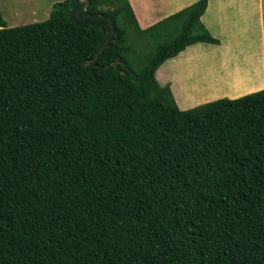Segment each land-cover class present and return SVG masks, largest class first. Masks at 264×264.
I'll use <instances>...</instances> for the list:
<instances>
[{
	"label": "trees",
	"instance_id": "obj_1",
	"mask_svg": "<svg viewBox=\"0 0 264 264\" xmlns=\"http://www.w3.org/2000/svg\"><path fill=\"white\" fill-rule=\"evenodd\" d=\"M66 2L17 27L0 12V264H264V90L182 111L155 78L220 44L207 0L144 30L128 0H89L115 29L99 55Z\"/></svg>",
	"mask_w": 264,
	"mask_h": 264
},
{
	"label": "crops",
	"instance_id": "obj_2",
	"mask_svg": "<svg viewBox=\"0 0 264 264\" xmlns=\"http://www.w3.org/2000/svg\"><path fill=\"white\" fill-rule=\"evenodd\" d=\"M198 1L128 0L137 25L142 30ZM201 22L210 34L220 41V44L197 43L188 46L174 58L166 60L155 73V78L161 87L169 86L177 107L183 111L221 99V97L235 99L264 90V70L259 71L260 75L254 76L253 79L248 80L246 77L241 80L242 83L233 81L231 84H226L227 88L230 87L226 95H206L196 100L193 95L187 94L183 87L184 79H188V74L190 78H193L192 75L199 70L201 77L203 74L206 77L208 71L210 74L209 67H204L201 63L194 64L193 61L216 54L220 47L227 50H231L232 47V50H237L239 45L249 48L253 42H260L264 47V0H207V8L201 16ZM184 61L186 63H183ZM189 63L195 67L189 69ZM224 65H226L224 69L228 70L230 65L227 63ZM242 72L244 71H241L239 76H242ZM253 72V69L248 71L249 77L251 74L254 75Z\"/></svg>",
	"mask_w": 264,
	"mask_h": 264
},
{
	"label": "rangeland",
	"instance_id": "obj_3",
	"mask_svg": "<svg viewBox=\"0 0 264 264\" xmlns=\"http://www.w3.org/2000/svg\"><path fill=\"white\" fill-rule=\"evenodd\" d=\"M64 1L66 0H0V12L7 27H17L47 20L54 5ZM112 7L109 2L99 6L103 10ZM127 30L126 43L132 44L136 54L147 53L155 48L149 37H139L134 28ZM212 58L213 60H210ZM193 62L209 67L211 72L209 74L208 71L206 77L204 74L201 77L200 70L192 75L193 78H190L191 76L188 74V79H184L183 82L185 92L193 95L196 100L206 95H226L230 90V87L227 88L226 84H231L233 81L242 83L241 80L246 77L248 80L249 78L253 79L254 76L260 75L259 71L264 70V47L261 46L260 42H253L249 48L239 45L237 50H232V47L231 50L221 49L220 47L216 54L208 55ZM183 63H186V61ZM225 63L230 65L228 70L224 69ZM191 67L195 66L189 63L188 68L191 69ZM252 69L254 75L251 74L249 77L248 71ZM241 71L244 72H242V76H239Z\"/></svg>",
	"mask_w": 264,
	"mask_h": 264
},
{
	"label": "water",
	"instance_id": "obj_4",
	"mask_svg": "<svg viewBox=\"0 0 264 264\" xmlns=\"http://www.w3.org/2000/svg\"><path fill=\"white\" fill-rule=\"evenodd\" d=\"M68 5V20L78 27L83 28H100L102 33L105 34V40L102 43L99 53L110 46L115 40V29L113 20L111 17H107L103 14H91L87 12L89 0H67Z\"/></svg>",
	"mask_w": 264,
	"mask_h": 264
}]
</instances>
